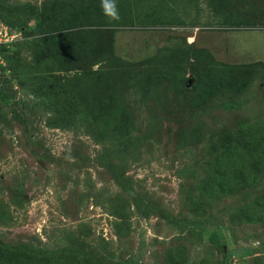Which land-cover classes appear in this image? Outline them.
Wrapping results in <instances>:
<instances>
[{"label":"rangeland","instance_id":"obj_1","mask_svg":"<svg viewBox=\"0 0 264 264\" xmlns=\"http://www.w3.org/2000/svg\"><path fill=\"white\" fill-rule=\"evenodd\" d=\"M115 2L0 0V264H264V0Z\"/></svg>","mask_w":264,"mask_h":264},{"label":"trees","instance_id":"obj_2","mask_svg":"<svg viewBox=\"0 0 264 264\" xmlns=\"http://www.w3.org/2000/svg\"><path fill=\"white\" fill-rule=\"evenodd\" d=\"M190 1L191 0H189V2ZM195 3H196V1H195ZM0 23H5L6 25L9 26V28L12 31H16V32L18 31L21 33L20 36L13 41L0 43V68H2L3 70H9V68H7V65L10 63V61L12 60V58L15 55V52L18 50V48L16 49L15 47L20 42H23L25 44H31L32 42H34L36 37L35 36L30 37L29 34H32L33 31L34 32L37 31V29H36L37 23L39 24L40 22H39V20H37V22L35 24L36 26L35 25L29 26L28 21H24V23L23 22L17 23L16 21H14L11 18V16H8V14L0 11ZM180 23H181V20H180ZM64 35H65V33H60V34L57 33L54 36V39L59 40ZM12 49H14V50H12ZM39 52H40V50H39ZM0 94H1V92H0ZM46 97L48 99V102L51 103L54 107H57V105L60 103L59 100L54 99L52 97L51 93H49V92L46 94ZM115 113H119V108L116 105H114L113 111L109 112V115H107V119L105 116L106 124H108V125L112 124L114 126L120 125L122 118L119 119V116H120L121 112L117 115H115ZM62 117L64 119H67L66 116H62ZM260 152H261V150L259 151V155L262 157ZM259 160H263V159L260 158ZM238 170H239V173L235 178H232V179L229 178L228 180H226L227 182H222L220 187H222L224 189L232 190L231 187L234 185L236 180H238V183L241 182V183H245V185H251L253 182L252 175L249 174L248 171L243 166L238 168ZM224 171L226 173L228 172V170L226 168L224 169ZM253 176H254V173H253ZM255 176H256V174H255ZM238 186H240V183L238 184ZM258 204L260 205V202H258ZM254 205H256V203H253L252 210L249 211V215H255V216H253V218H250L249 220H251V219L254 220L257 218L258 213L255 212ZM257 219H259V218H257ZM223 252H224V260H223L222 264H230L229 261H230V258L232 256V252L229 250H225V249ZM95 264H96V262H95ZM118 264H140V263L138 261L130 258V259H127L125 261H121Z\"/></svg>","mask_w":264,"mask_h":264},{"label":"clouds","instance_id":"obj_3","mask_svg":"<svg viewBox=\"0 0 264 264\" xmlns=\"http://www.w3.org/2000/svg\"><path fill=\"white\" fill-rule=\"evenodd\" d=\"M101 8L110 20H119V12L115 0H101Z\"/></svg>","mask_w":264,"mask_h":264},{"label":"built area","instance_id":"obj_4","mask_svg":"<svg viewBox=\"0 0 264 264\" xmlns=\"http://www.w3.org/2000/svg\"><path fill=\"white\" fill-rule=\"evenodd\" d=\"M20 32L12 31L5 23H0V43L10 42L20 36Z\"/></svg>","mask_w":264,"mask_h":264}]
</instances>
